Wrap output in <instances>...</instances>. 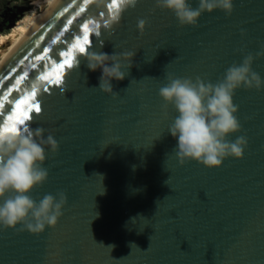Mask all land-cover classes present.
Masks as SVG:
<instances>
[{
  "label": "water",
  "instance_id": "95a60500",
  "mask_svg": "<svg viewBox=\"0 0 264 264\" xmlns=\"http://www.w3.org/2000/svg\"><path fill=\"white\" fill-rule=\"evenodd\" d=\"M112 2L62 0L0 72V100L35 87L41 111L25 126L59 144L47 151V182L31 196L67 197L58 224L39 235L0 229V264H264V90H236L242 131L230 139L245 135L248 145L215 169L179 163L168 131L177 113L159 96L168 75L216 83L264 49V0H234L230 16L205 12L196 27L181 26L155 0L119 10ZM85 23L86 52L135 51L129 75L112 81L115 99L100 91L86 52L72 54L60 84L40 78L63 63ZM44 49L47 58L37 59ZM252 68L264 78V56Z\"/></svg>",
  "mask_w": 264,
  "mask_h": 264
},
{
  "label": "clouds",
  "instance_id": "9594fccd",
  "mask_svg": "<svg viewBox=\"0 0 264 264\" xmlns=\"http://www.w3.org/2000/svg\"><path fill=\"white\" fill-rule=\"evenodd\" d=\"M138 2L124 0V6L135 8ZM155 4L172 12L181 26L192 27L198 26L205 12L220 10L230 16L234 10V0H198L196 8L190 6L189 0H155ZM146 25L145 19L137 21L141 33ZM134 56L135 51L109 54L89 50L85 53L89 70L101 72L100 91L114 99L119 94L113 90L112 81H123L129 75ZM260 56H264V49L255 55L249 53L240 63L227 68L216 83L199 77L193 80L167 76L159 96L165 108L171 105L177 113L168 131L176 140L175 155L181 165L195 161L215 169L228 158L243 157L247 137L239 135L234 141L230 139L242 131L234 95L240 88L264 90V78L252 68ZM58 149L57 140L51 134L45 137L43 128L0 132V200L3 201L0 203V229L20 227L39 235L58 224L67 204L65 193L46 194L38 201L31 196L35 188L48 180V170L43 166L47 151L55 153ZM9 193L11 195L5 199Z\"/></svg>",
  "mask_w": 264,
  "mask_h": 264
},
{
  "label": "snow or ice",
  "instance_id": "6c2138e0",
  "mask_svg": "<svg viewBox=\"0 0 264 264\" xmlns=\"http://www.w3.org/2000/svg\"><path fill=\"white\" fill-rule=\"evenodd\" d=\"M124 0H113L112 4L109 5L110 9L119 10L120 3ZM112 19L117 21L120 19L119 11L113 15ZM69 24L72 21L68 22ZM84 36L82 39L77 38L76 42L72 45V49L68 54H65V58L63 63H58L53 66V70L50 74H46L41 76L42 80L50 84H60L62 81V72L65 67H72V59L73 53L75 51H79L80 53L86 52V45L91 43L90 34H89V26L87 23L83 25ZM99 35V33H97ZM44 55L38 56L37 59L44 60L47 58L48 49H44ZM22 63V61H21ZM24 77H20L19 80L16 81L17 84L20 83V80H23ZM10 91L3 94L2 100H0V118L4 119V123L0 125V132L7 131H26L28 127L25 125L29 123L33 118V113H38L41 111V105L35 102L36 91L35 87H33L32 93L28 96L21 97L16 99L14 102L9 101ZM5 102L9 103V107L5 111ZM6 117V118H5Z\"/></svg>",
  "mask_w": 264,
  "mask_h": 264
},
{
  "label": "bare ground",
  "instance_id": "6f19581e",
  "mask_svg": "<svg viewBox=\"0 0 264 264\" xmlns=\"http://www.w3.org/2000/svg\"><path fill=\"white\" fill-rule=\"evenodd\" d=\"M62 0H32V9L0 34V72Z\"/></svg>",
  "mask_w": 264,
  "mask_h": 264
},
{
  "label": "rangeland",
  "instance_id": "374dc122",
  "mask_svg": "<svg viewBox=\"0 0 264 264\" xmlns=\"http://www.w3.org/2000/svg\"><path fill=\"white\" fill-rule=\"evenodd\" d=\"M32 7V0H0V34L9 31Z\"/></svg>",
  "mask_w": 264,
  "mask_h": 264
}]
</instances>
